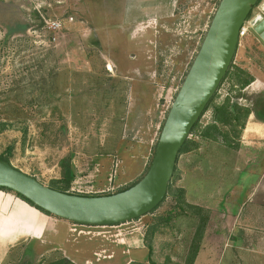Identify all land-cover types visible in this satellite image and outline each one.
Wrapping results in <instances>:
<instances>
[{"label":"rangeland","instance_id":"374dc122","mask_svg":"<svg viewBox=\"0 0 264 264\" xmlns=\"http://www.w3.org/2000/svg\"><path fill=\"white\" fill-rule=\"evenodd\" d=\"M219 1L0 0V155L9 152L14 167L47 186L60 177L64 157L71 160L79 180L72 186L81 193L98 194L108 187V174L115 177L110 183L116 190L131 184L138 165L131 155L139 143L137 134L125 130L136 126L140 116L147 121L161 115L144 159L145 170ZM55 19L66 22L54 41L45 21ZM233 65L260 78L243 93L264 96V46L253 34L239 42ZM236 90L229 75L213 105L228 97L231 103L250 107L251 99L236 98ZM211 117L210 107L189 136L200 148L183 153L173 183L181 185L183 161L194 164L207 159L210 151L217 153L215 161L208 162L214 166L195 167L200 177L208 174L211 179L196 182L192 192H200V202L206 200L204 195L211 198L194 264H264V122L250 114L234 150L200 141L199 130ZM220 160L228 164L223 173L227 186L220 185ZM170 210L174 214L168 195L153 213L114 228L77 226L86 232L78 234L69 221L70 237L79 249L76 264H118L129 256L144 262L148 258L144 235H150L151 222L167 217ZM194 230V220L188 217L160 226L152 238L154 260L182 264ZM131 231L142 235L145 248H129L128 255L121 245ZM50 246L19 244L2 264H40L52 256H70L53 254L56 249L48 251Z\"/></svg>","mask_w":264,"mask_h":264},{"label":"water","instance_id":"95a60500","mask_svg":"<svg viewBox=\"0 0 264 264\" xmlns=\"http://www.w3.org/2000/svg\"><path fill=\"white\" fill-rule=\"evenodd\" d=\"M258 1H219L166 114L150 164L132 186L103 195L71 194L0 160V187L19 193L61 219L82 225H116L149 213L164 198L179 151L226 75L239 44V29ZM252 34L264 46V18Z\"/></svg>","mask_w":264,"mask_h":264},{"label":"trees","instance_id":"16d2710c","mask_svg":"<svg viewBox=\"0 0 264 264\" xmlns=\"http://www.w3.org/2000/svg\"><path fill=\"white\" fill-rule=\"evenodd\" d=\"M260 1L261 0H259L258 3ZM233 61H234V58L231 62L229 69L227 70L226 75L222 79L218 89L220 88L223 81L230 75L231 80H232V87L237 86V90L235 94L236 98L244 97L247 100L251 99V106L250 107L241 106L237 102L231 103L230 98L228 97L224 100L222 104L213 105V101L218 91L217 89V91L215 92L213 97L210 99L209 103L207 104V106L205 107L202 113L203 115L204 112H206V110H208L210 107L212 108L211 121L208 122L203 128L199 130V137H200L201 142L210 140V141L220 143L221 145H224L226 147L236 150L239 147V143H238L239 137L242 133L244 126L246 125L249 115L253 114L256 119L264 122V96H261V97L250 96L247 93H243V89H245L254 80V78L253 76L248 74L245 71V69L241 68L240 66L233 65ZM253 97L255 98L253 99ZM199 120L193 126L191 133H193L198 128ZM198 148H200L199 141H195L190 138H187L182 148L179 151V156L183 153H189L190 151L197 150ZM9 154L10 153L7 151L6 153L1 154L0 160L10 163ZM149 164L150 163L147 164L143 174L138 179L133 181L131 184L116 190L115 192L125 190L129 188L130 186H132L134 183H136L144 175ZM59 166H60V177L58 179L53 180L51 182V185H49V187L59 190L61 192H66V193H71V194L103 195V194L77 193V192L71 191L70 188L72 187V183L76 177V173L71 164V160L68 157H64L60 160ZM176 169H177V166L175 167V171L168 185L167 192L164 198L154 209H152L149 213H147V214L153 213L162 204V202L167 198V196L171 195L172 201H174V210H173L174 214H171L172 210H170L169 215H167V217H158L154 222H151L150 235L148 236L147 232L144 235L145 247L148 250V260L144 262L131 261L127 264H160L157 261H155L153 258L154 249L152 245V238L154 234L157 232L160 226L167 225L171 219H177V218L181 219L184 217H188L189 219L191 218L192 220H194L195 230L193 232L192 239L190 241L189 247L187 249V252L183 259L182 264H194L195 263V259L200 250V244H201V241L205 233L206 225L209 220L210 211L208 208L189 203L185 197L186 191L182 186L173 187L174 178L177 175ZM0 190L11 192L15 194L17 197L29 203L30 205L41 210L42 212L48 215L57 217L49 213L48 211L38 207L37 205L32 203L30 200H28L24 196L20 195L19 193L11 189L0 187ZM57 218H60V217H57ZM53 254L61 255L59 250H55ZM40 264H74V263L68 258L61 255V257H57V258H55V256H52L51 258H48V259L46 258V261L41 262Z\"/></svg>","mask_w":264,"mask_h":264},{"label":"crops","instance_id":"0c3cea01","mask_svg":"<svg viewBox=\"0 0 264 264\" xmlns=\"http://www.w3.org/2000/svg\"><path fill=\"white\" fill-rule=\"evenodd\" d=\"M255 82H260V78L256 77L250 83V85L254 84ZM160 118L161 115H158L157 113L154 115L153 119H147V121L140 116L136 120L135 123L136 126L133 127L130 126V128L125 130L127 131L128 134H132V135L137 134L138 136L137 142L139 143L135 145V148L138 151L131 155L133 156L132 161L138 165L136 166V169L134 170V173L132 175V178H130V180H133L135 178L137 179L144 172L143 171L144 170L143 166L145 165L144 159L147 158L149 153L148 152L149 144L150 142H153V136H155L157 133L156 131H157V127L160 124V120H161ZM149 125L151 126V129ZM256 126L257 125H255L254 127ZM241 142L243 141L241 140ZM182 155L183 154H181L178 157L177 165L179 164ZM215 155H217V153H215L214 151H210L206 155L207 159L203 160L204 162L201 160L196 161V163L194 164L187 162L185 163V161L182 162L183 180L180 181L181 182L180 186H182L185 189L186 200L188 202L205 208H209V205L207 204V202L209 201L207 200V198L210 196L204 195L206 200L204 202L202 201L200 202V198H201L199 197L201 195L200 192H192V191L196 189V184H197L196 182L206 183L208 182L209 179H211L210 176H207L208 174H206L204 177L203 176L200 177V174L197 173L198 171L195 167L198 164L199 165L204 164V166L207 169L208 166L206 165L214 166L215 164L213 165V163H208V162L211 160L215 161V159L213 158ZM217 165L220 173L219 174V178L221 181L220 185L227 186L226 182H224L223 179V173H227L228 170L226 168L228 164L225 162V160L223 161L220 160V162ZM114 166H116L114 169V174L117 175L116 168L119 167V163H116ZM109 175L110 174H108L107 176V181H109V185H112L110 183V179L112 182L115 180V177H113L112 175L111 177H109ZM77 181L79 180L76 175L73 183ZM112 187L114 188L113 185ZM116 188L118 189L120 187H118L117 185ZM201 188H203V185ZM114 190L116 189L114 188ZM205 190L208 193L211 192V188H207ZM126 223H129V221ZM119 225L122 224L108 225V226L114 228ZM69 232H70L69 221L54 217L52 215H48L42 212L41 210L37 209L36 207L30 205L26 201L22 200L21 198L17 197L15 194L5 190H0V264L4 262L7 255L9 254V251L13 247L22 243L35 245L36 247H42V248L45 247L46 244H50L51 246L50 248L47 249L48 251L56 249L63 252L64 255H67L68 253L70 256L67 255V257L70 258L74 264H76L75 259H77V256L79 257V251H78L79 249L78 247L73 245L75 241L72 240V237H70ZM127 234H129V236L126 235L125 241L123 242L121 241L122 252L128 254L130 253L129 248H139V247L145 248L142 235L140 237L139 236L137 237L136 235H133L134 232L132 231ZM123 246H125V249L123 248ZM147 260L148 258L145 261ZM131 261H137V260L132 256H129V257H125V259L118 264H127ZM86 263H91V262L86 261Z\"/></svg>","mask_w":264,"mask_h":264},{"label":"built area","instance_id":"2783aa9c","mask_svg":"<svg viewBox=\"0 0 264 264\" xmlns=\"http://www.w3.org/2000/svg\"><path fill=\"white\" fill-rule=\"evenodd\" d=\"M264 18V11H262L261 9H259V11L254 14V15H249V17H247V19L243 22L242 26L240 27L239 29V42L248 34H252V31L254 29V27L261 21V19ZM70 20H73V18L71 17ZM66 21H63L62 19H55L53 21H45V27L51 31H53V37L52 39L55 41L57 36H58V32L62 30V27L63 24H65ZM191 135V134H190ZM110 182H111V179H110ZM71 191L73 192H77V193H81V191L79 189H75L73 186L71 187ZM115 190L114 188L112 187V185H109L107 188L101 190L100 192H98V194H110V193H114ZM74 227H73V231H77L78 234H81V233H86L85 231L83 230H77V226H81V227H84L85 225H82V224H77V223H73L72 224ZM90 227H93V228H97V227H100V228H106V227H111V226H108V225H105V226H92V225H89ZM80 228V227H79ZM107 231H102L101 233H105ZM89 233V232H88ZM96 234H100L99 232H97ZM120 233L118 234H115L116 235H119ZM97 255L99 256L100 254L97 253ZM91 264V263H90Z\"/></svg>","mask_w":264,"mask_h":264},{"label":"bare ground","instance_id":"6f19581e","mask_svg":"<svg viewBox=\"0 0 264 264\" xmlns=\"http://www.w3.org/2000/svg\"><path fill=\"white\" fill-rule=\"evenodd\" d=\"M259 9H261L262 11H264V1L259 5Z\"/></svg>","mask_w":264,"mask_h":264}]
</instances>
